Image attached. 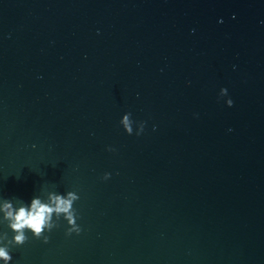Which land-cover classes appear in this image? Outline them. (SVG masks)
<instances>
[{
  "label": "water",
  "instance_id": "water-1",
  "mask_svg": "<svg viewBox=\"0 0 264 264\" xmlns=\"http://www.w3.org/2000/svg\"><path fill=\"white\" fill-rule=\"evenodd\" d=\"M57 196L79 234L53 212L47 243H9L5 204ZM5 245L9 264H264V0H0Z\"/></svg>",
  "mask_w": 264,
  "mask_h": 264
},
{
  "label": "clouds",
  "instance_id": "clouds-1",
  "mask_svg": "<svg viewBox=\"0 0 264 264\" xmlns=\"http://www.w3.org/2000/svg\"><path fill=\"white\" fill-rule=\"evenodd\" d=\"M125 124L127 126V118H125ZM107 176L108 174H105V177ZM69 196H72V193H69ZM54 204L55 207H51L48 204L41 203L38 199H34L31 203L30 210L26 207H20L15 211L12 210L11 204H5L4 207L6 210V217L11 221L9 227L16 233L13 240L9 241V243L14 241L15 245H23L27 240V236L24 231L25 229L31 230L33 236L37 239L43 237L44 242L47 243L48 237L44 235L45 229H47V231H51L56 226L55 224L49 222L53 212L57 214H68L67 220L70 227L67 229V234L71 235L73 232L79 234L81 229L79 225H77L76 220L73 218V214L69 213L71 200H66L57 196L54 198ZM0 259H2L5 264H9L12 260V256L10 255L7 245L0 246Z\"/></svg>",
  "mask_w": 264,
  "mask_h": 264
}]
</instances>
